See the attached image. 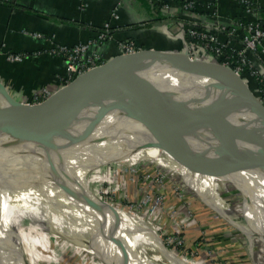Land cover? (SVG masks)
<instances>
[{
	"label": "bare ground",
	"instance_id": "6f19581e",
	"mask_svg": "<svg viewBox=\"0 0 264 264\" xmlns=\"http://www.w3.org/2000/svg\"><path fill=\"white\" fill-rule=\"evenodd\" d=\"M140 74L146 77L161 92L164 98L163 103L154 104L143 115L130 108L131 103L138 99L141 92L132 87V82L125 81L106 90L102 95L92 97L76 114H67L64 123L60 124L56 131L47 138H45V129L39 131L38 136L27 135L25 137L20 135L11 136L0 130V181H3L0 182V213L4 214V217L6 215V219L8 217L12 218V229L14 233L19 234L23 239L24 252L29 257L28 264H36L35 255H40L39 252H42V250L34 251L27 237L33 229H37L35 231L41 239L44 234H50L51 236L56 234V237H58L56 240H59L65 238V232L76 229L80 230L81 234L82 232L84 234L93 233L102 239H111L110 235H117L116 232L111 233L106 228L108 231L104 233L99 228L106 226V224L119 227V224L122 223L113 217L110 209L103 204L97 202L95 207L90 206V204H81V196H73L71 193L65 194V191H67L65 190L66 185L61 184L59 180L55 179V181L51 174L41 173V175H38L34 173V170H37L40 166L37 163L39 160L49 154L55 156L58 151L60 152L66 148L69 143H73L71 147L74 148L81 146L80 143L99 141L96 144L97 148L95 147L91 153L98 159L102 155L103 149L113 147L110 145L111 142L140 143L146 147L149 146V151L157 154L160 164L174 173L179 172V175L183 174L187 177L197 178L196 171H200L211 183H214L215 192L212 195L196 179L184 181L183 183L192 187L195 194L214 210L218 211V207L222 206L226 210L240 209V212L251 213L255 237L264 241V238L261 239L258 235L259 232L264 231V171L250 169L243 171L241 174L231 175L221 172L227 171L234 165L233 159L227 155L224 149V140L238 144L245 153L258 152L263 149L260 144L257 145L249 140V133L254 135L251 132L254 128H258L255 136L260 140H264V134L259 127L256 115L250 114L245 109H238L233 112L241 131L237 132L213 120L214 113L207 108L210 105L209 103H213L211 101L217 97L228 98L226 93L216 87L211 79L188 74L163 62L143 64ZM205 94L210 95L211 99L205 100L206 106L203 112L198 101L185 99L187 96L205 99L203 98ZM1 101L0 96V108ZM78 116H81V118L74 122V119ZM93 116L100 119V123L96 122L97 120L93 119ZM133 122H140V124H133ZM116 123L124 127L129 123L132 124L120 131L119 129L109 130L106 127V124L111 127ZM39 141L44 143L35 146L44 145L39 154L29 159L28 164L21 168V156H18L19 149ZM176 142H179V145H173ZM172 148H175L176 151L171 153L169 150ZM187 150L189 151L188 155ZM32 151L33 149L30 154ZM190 160L197 163L195 168ZM10 161L12 163H9ZM49 165L48 167L53 170V165ZM85 166L87 165L76 164L65 168L64 171L68 172L69 168L74 169ZM72 174H69V176H72ZM24 177H28L29 183L25 182ZM65 177L62 176V178ZM6 179H12L14 184L8 185ZM216 180L224 184L225 187L229 184L234 186L233 182L236 185L238 183L242 185L241 192L237 189L235 193H231L238 197L236 199L239 202L234 204L223 202L228 198L224 195L228 190L216 184ZM78 184L81 185V181ZM5 186L7 188L3 190ZM14 192L16 195L26 198V205L22 201L17 203L19 207L18 210H14L15 213L8 212L3 208L5 201L14 198L12 197ZM242 192L243 194H241ZM50 197H54L52 203ZM62 203L65 205H62ZM91 213H96V215H90ZM97 216L105 217L104 224L100 221H91L87 225L86 220L88 218L92 220ZM50 224L51 226H49ZM17 227L20 229L19 231ZM52 228L53 231L48 233ZM118 233H120L118 238L116 240L111 239L112 244H109L114 253H119L121 257L137 264H167L165 254L150 239L153 249L159 252L160 257H154L153 251L149 247L143 248L137 244L134 240L136 239L135 236L130 239L123 231H118ZM6 234L7 245L4 242ZM24 235L27 237L26 241L23 238ZM43 243L48 244L45 241ZM53 249L52 247V254ZM96 255L99 256V254ZM157 256L159 255L157 254ZM161 256L166 263L163 262ZM0 264H26L23 255L15 249L14 241L8 232L2 228L1 223Z\"/></svg>",
	"mask_w": 264,
	"mask_h": 264
},
{
	"label": "rangeland",
	"instance_id": "374dc122",
	"mask_svg": "<svg viewBox=\"0 0 264 264\" xmlns=\"http://www.w3.org/2000/svg\"><path fill=\"white\" fill-rule=\"evenodd\" d=\"M79 118L81 116L76 117L74 122ZM93 119L100 123V119L95 116ZM130 124L132 123L128 125ZM133 124H140V122H133ZM106 127L109 130L119 129V131L125 128L119 123L111 127L106 124ZM38 144L44 143L39 141L19 149L21 168L28 164L29 159L39 154L44 145L35 147ZM72 144L69 143L55 156L49 154L39 160L37 163L40 166L34 170V173L51 174L54 180H59L61 184L66 185L65 190L68 192L65 191V194L81 196V204H90L95 207L98 202L109 208L113 213L112 216L122 223L119 227L106 224L99 230H103L104 233L108 230L111 233L116 232L117 235H110L112 240L118 238L120 234L118 231H123L130 239L135 236V242L143 248L149 247L154 257H160L159 252L153 249L151 240L165 254L167 264H264V241L255 237L252 214L240 212V209L226 210L222 206L218 207V211L214 210L195 194L192 187L183 183L196 179L212 195L215 192L214 183H211L200 171H196L197 178L179 175V172L174 173L160 164L157 154L149 151V146L146 147L140 143L111 142L110 145L113 147L103 149L99 159L91 155L95 147L97 148V142L80 143L81 146L74 148L71 147ZM32 149L35 152L32 151L30 154ZM169 151L172 153L176 150L172 148ZM49 164L53 165V170L48 167ZM76 164L87 166L69 168L68 172L64 171L65 168ZM192 164L195 168L197 163L192 162ZM241 173L239 170L236 174ZM62 176L66 177L62 178ZM24 178L25 182H28V177ZM6 180L8 185L14 184L12 179ZM80 181L81 185L78 184ZM216 184L225 187L217 180ZM233 185L236 188L230 184L225 187L228 191L224 195L228 198L223 202L227 204L239 202L236 199L237 196L231 193H235L237 189L241 192L242 185L239 183L236 185L234 182ZM6 188L7 186L3 190ZM12 197L14 198L5 201L3 208L15 213L14 210H18L19 207L17 203L22 201L26 205V198L16 195L15 192ZM53 198L50 197L51 203ZM62 205L65 204L62 203ZM0 215L2 228L8 232L14 241L15 249L19 250L25 263L28 264L29 257L25 255L23 239L12 229V218L8 217V220L5 218L6 215L5 217L2 213ZM90 215H96V213ZM104 218L101 216L92 220L88 218L86 223L89 225L91 221H100L104 224L103 221H106ZM17 230L20 229L17 227ZM35 230L37 229L31 230L27 237L34 251L42 250L39 252L40 255H35L36 264H137L121 257L119 253H114L109 245L112 244L110 238L102 239L93 233L82 232L81 234V231L76 229L65 232V238L59 240H56L58 237L55 233L54 236L44 234L41 239ZM51 231L53 228L48 233ZM258 235L263 239L260 233ZM27 237L24 235L25 241ZM44 241L54 248L53 254L50 246L44 244ZM4 242L8 244L7 234ZM162 260L165 262L163 258Z\"/></svg>",
	"mask_w": 264,
	"mask_h": 264
},
{
	"label": "crops",
	"instance_id": "0c3cea01",
	"mask_svg": "<svg viewBox=\"0 0 264 264\" xmlns=\"http://www.w3.org/2000/svg\"><path fill=\"white\" fill-rule=\"evenodd\" d=\"M252 1L254 8L250 12L239 0H219V15L211 17L186 11L179 3L163 9L152 0H0V48L27 55L22 62H9L0 55V81L17 101L35 103L41 90L52 93L65 83V59L44 52L53 44L73 46L85 42L110 21L112 36L94 50L105 61L126 54L119 49L120 41H133L141 49L181 51L191 26L233 28L241 21L239 18L264 25V0ZM117 6L120 17L113 20L111 13ZM35 32L43 33L46 39L35 37ZM241 37L242 30L237 28L232 41L235 46L242 45ZM194 52L199 59L206 57L201 47ZM251 62L264 75V55L251 56ZM250 78L253 77L249 75ZM251 83L258 91L255 79ZM185 99L198 101L200 109L206 106L199 97ZM213 115L216 122L240 131L233 112ZM256 119L264 134L257 114Z\"/></svg>",
	"mask_w": 264,
	"mask_h": 264
},
{
	"label": "water",
	"instance_id": "95a60500",
	"mask_svg": "<svg viewBox=\"0 0 264 264\" xmlns=\"http://www.w3.org/2000/svg\"><path fill=\"white\" fill-rule=\"evenodd\" d=\"M163 62L188 74L204 76L211 79L215 86L222 89L227 99L216 98L207 108L215 114L235 112L245 109L256 115L264 125V101L249 86L246 79L234 68L209 59L192 58L187 52L160 51L154 48L141 49L134 53L117 55L105 63L92 67L77 75L72 81L64 84L40 102L26 103L14 99L0 81V130L9 135L25 137L38 136L45 129L46 137L56 131L64 123L67 114H76L92 97L102 95L106 90L116 87L125 81L132 82V87L141 92L130 108L145 114L154 104L164 102L161 92L140 74L143 64ZM149 92V93H148ZM203 99H211L203 95ZM258 128L251 130L249 140L260 144L262 150L245 153L238 144L224 140L223 146L227 155L233 159L234 165L221 171L228 175L258 169L264 171V140L255 136ZM173 145H179V142ZM259 232V231H258ZM264 238V232H259Z\"/></svg>",
	"mask_w": 264,
	"mask_h": 264
},
{
	"label": "built area",
	"instance_id": "2783aa9c",
	"mask_svg": "<svg viewBox=\"0 0 264 264\" xmlns=\"http://www.w3.org/2000/svg\"><path fill=\"white\" fill-rule=\"evenodd\" d=\"M163 9H170L174 4L179 3L184 10L195 12L196 10H206L211 17L219 15V0H152ZM247 11H252L254 3L252 0H239ZM119 7L111 13V18L119 19ZM216 29L208 27L191 26L188 29L189 38L183 51L187 52L192 58H197L195 49L203 48L206 54L205 58H209L224 63L243 76L245 72L253 77L258 86L260 97L264 101V87L260 85L264 83V75L256 69L252 62L251 56L264 55V25L259 21H238L233 28L216 26ZM237 28L242 30V45L237 47L233 44V37ZM111 22L104 24L103 29L99 30L94 37L89 38L85 42H80L73 46H60L53 44L49 46L45 53L51 55H59L66 61L65 83L72 81L77 75L86 70L103 64L106 61L98 53L94 52L95 47L108 40L112 35L110 33ZM34 36L40 39H46L41 32H35ZM119 49L125 53H134L141 48L133 41H120ZM230 53L227 54L226 50ZM41 52H37L40 54ZM0 55H3L9 62H22L27 55L24 52L4 51L0 48ZM204 58V59H205ZM248 82V77H244ZM51 92L47 89L41 90L36 96V102H40L47 98Z\"/></svg>",
	"mask_w": 264,
	"mask_h": 264
},
{
	"label": "trees",
	"instance_id": "16d2710c",
	"mask_svg": "<svg viewBox=\"0 0 264 264\" xmlns=\"http://www.w3.org/2000/svg\"><path fill=\"white\" fill-rule=\"evenodd\" d=\"M195 12H197V13H201V14H208L209 12L208 11H206V10H196ZM239 19H241V21H243V22H248V21H250L249 19H247V18H239ZM188 38H189V35H188ZM226 52H227V54H229L230 53V51L227 49L226 50ZM249 75H248V72H245L244 74H243V77H248ZM251 79L253 80L254 78H250V80H249V85H250V87L254 90V85L251 83ZM257 85V84H256ZM260 87L261 88H263L264 87V83H262L261 85H260ZM257 94H259V95H261L258 91H255ZM207 103H209V102H207ZM210 105H211V103H209ZM202 110V112L204 111V108L203 109H201ZM213 120H215V118L213 117ZM98 142V141H97Z\"/></svg>",
	"mask_w": 264,
	"mask_h": 264
}]
</instances>
